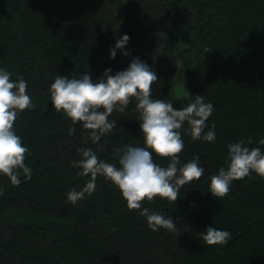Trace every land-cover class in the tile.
<instances>
[{"label": "trees", "instance_id": "obj_1", "mask_svg": "<svg viewBox=\"0 0 264 264\" xmlns=\"http://www.w3.org/2000/svg\"><path fill=\"white\" fill-rule=\"evenodd\" d=\"M124 33L129 54L111 58ZM134 57L157 73L154 98L181 108L200 94L214 105L207 124H215V141L193 140L187 122L180 129L181 162L198 156L204 174L181 186L177 201L142 202L172 215L175 231L152 230L103 176L92 194L75 204L67 198L88 179L73 164L78 149L113 161L117 148L143 145V134L133 98L93 143L82 122L55 110L50 84L85 71L95 81ZM0 67L28 81L35 104L14 122L31 179L22 174L13 185L0 175V264H264V177L237 179L223 197L209 192L211 175L227 166L229 142L264 150V0H0ZM209 225L229 230L228 242L206 244Z\"/></svg>", "mask_w": 264, "mask_h": 264}, {"label": "clouds", "instance_id": "obj_2", "mask_svg": "<svg viewBox=\"0 0 264 264\" xmlns=\"http://www.w3.org/2000/svg\"><path fill=\"white\" fill-rule=\"evenodd\" d=\"M129 40L127 33L119 36L110 48L111 58L117 56V50L128 55L126 45ZM12 76L8 68L0 67V175L6 176L13 185H19L21 175L30 180L33 170L25 163L29 149L17 134L14 122L20 112L35 108V104L27 91L28 81L23 77L12 79ZM157 79L156 71L146 61L134 57L127 68L113 74L112 68L108 67L95 81L87 71L71 78L57 74L50 84V100L55 110L63 112L74 124L82 122L81 126L90 130L89 137L95 143L116 127L117 121L110 119L111 114L124 112L135 99L143 145L125 144L117 148L113 161L101 159L91 147L78 149L81 158L73 164L80 169L78 174L88 179L79 189L72 188L67 198L75 204L92 194L96 190L97 177L103 176L119 188L130 210H140L152 230L163 227L175 231L176 220L172 215L142 207V202L156 197L177 201L181 186L204 174L198 156L181 162L178 154L184 148V140L180 129L187 122V131L193 140L215 141V124L211 127L207 124L214 105L200 94L181 108L174 107L170 100L154 98L152 85ZM258 144L264 145V137ZM227 148V166H221L210 177L209 192L216 198L225 196L237 179L253 172L264 177V150L261 147H250L240 139L229 142ZM154 154L168 158L166 166L158 163ZM0 194H3L2 188ZM201 236L206 244L216 245L227 243L231 233L209 225Z\"/></svg>", "mask_w": 264, "mask_h": 264}]
</instances>
